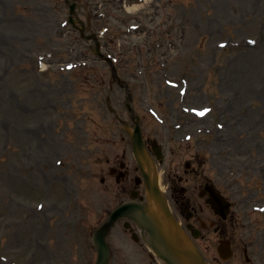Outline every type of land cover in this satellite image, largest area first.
<instances>
[{
  "label": "rangeland",
  "instance_id": "374dc122",
  "mask_svg": "<svg viewBox=\"0 0 264 264\" xmlns=\"http://www.w3.org/2000/svg\"><path fill=\"white\" fill-rule=\"evenodd\" d=\"M123 1L80 0L78 15L97 33L109 28L104 51H128L121 76L167 169L200 153L206 179L234 203L224 224L232 259H219L213 229L200 249L211 264H247L245 249L249 264H264V0H152L137 13ZM68 16L65 0H0V256L16 264H94L93 233L120 201L106 159L126 153L135 174L106 104L109 67ZM113 91L132 124L124 90ZM117 238L113 264H137V246Z\"/></svg>",
  "mask_w": 264,
  "mask_h": 264
},
{
  "label": "water",
  "instance_id": "95a60500",
  "mask_svg": "<svg viewBox=\"0 0 264 264\" xmlns=\"http://www.w3.org/2000/svg\"><path fill=\"white\" fill-rule=\"evenodd\" d=\"M71 9V14H74L75 4L71 5ZM70 21L74 25L76 24L73 17L70 18ZM96 53L101 55L99 49L96 50ZM132 139L135 154L141 162V157L145 154H143L144 148L139 127H137V133L132 135ZM149 183L150 181H148V184ZM153 187L154 186L149 187V190H151L150 196L151 199L156 202L158 212H153L151 209L123 208L117 211L116 215L113 217L115 218L125 214L128 215L135 210V214L138 215L136 220L140 225L147 229L150 234L153 249L168 264H207L196 250L194 244L185 235L184 231L171 215L165 202L158 198V194H156ZM111 223L112 221L103 226L96 236V244L99 253V261L97 264L109 263V248L105 243V236L109 231ZM219 250L224 259L231 256L228 243L221 246Z\"/></svg>",
  "mask_w": 264,
  "mask_h": 264
},
{
  "label": "flooded vegetation",
  "instance_id": "af4514ba",
  "mask_svg": "<svg viewBox=\"0 0 264 264\" xmlns=\"http://www.w3.org/2000/svg\"><path fill=\"white\" fill-rule=\"evenodd\" d=\"M109 162L113 163V167H116L119 164L121 166V159L119 157L109 160ZM112 172L117 177L121 175L115 168ZM197 179V176L193 173V169L189 165L188 169H184L181 174L178 167L175 170H171L169 175L165 178V191L172 202L171 204L174 207L176 214L183 221L184 226L191 230H193L203 217H205L206 213L205 199L202 198V195L208 184L206 183L205 178H201L199 181H197ZM120 188L122 193L127 192L131 195L137 194L139 197L143 196V182L138 167L135 169V174H132L130 169L126 168L124 179L120 183ZM217 230L221 234L223 233L220 219L217 220ZM127 231L136 232L138 241H140L141 238H145V233L135 225L129 224ZM141 253L145 255V252ZM149 255L150 260L147 264H161L151 254Z\"/></svg>",
  "mask_w": 264,
  "mask_h": 264
},
{
  "label": "bare ground",
  "instance_id": "6f19581e",
  "mask_svg": "<svg viewBox=\"0 0 264 264\" xmlns=\"http://www.w3.org/2000/svg\"><path fill=\"white\" fill-rule=\"evenodd\" d=\"M150 2H151V0H148L147 2H145V4H146V3L150 4ZM133 9H137V10H138L139 8L136 6V7H134Z\"/></svg>",
  "mask_w": 264,
  "mask_h": 264
}]
</instances>
